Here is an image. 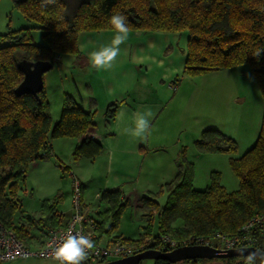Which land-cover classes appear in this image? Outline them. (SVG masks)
<instances>
[{"label": "trees", "instance_id": "16d2710c", "mask_svg": "<svg viewBox=\"0 0 264 264\" xmlns=\"http://www.w3.org/2000/svg\"><path fill=\"white\" fill-rule=\"evenodd\" d=\"M21 16L39 26L45 46L32 42L27 28L0 35V222L27 246L22 228H15L13 217L19 211L16 198L32 162L42 160L49 140L82 138L93 127L91 113L81 109L73 97L63 96L59 121L51 127L45 91L17 97L15 88L22 81L17 69L21 60L45 61L54 65L62 56L79 57L78 36L83 32L113 31L109 18L116 13L126 17L129 31H160L188 34L185 71L206 74L247 65L263 100V113L255 144L235 158L236 142L216 129L204 130L194 142L199 154H226L230 170L238 181L236 191L227 192L218 173H211L203 191L193 188L194 167L182 149L176 159L175 178L162 185L152 196L142 197L137 209L148 226L136 240H119L131 246L170 251L160 247L159 238L167 236L180 243L190 236L211 238L219 232L231 237L256 213L264 212V0H11ZM51 68V69H52ZM116 105H110L105 117L112 121ZM102 147L84 138L72 156L94 160ZM82 193V190H81ZM165 195L160 205L156 198ZM100 200L107 210L100 214L96 241L103 225L110 221L115 229L130 206L119 190L103 191ZM59 197L42 202L43 220L35 223L48 230L59 227L61 215H53ZM157 219V231L149 224ZM49 221L48 225L44 222ZM264 245V241L262 242ZM152 264H170L163 260ZM175 264H244V257L213 260H189ZM255 264H264L256 259Z\"/></svg>", "mask_w": 264, "mask_h": 264}, {"label": "crops", "instance_id": "0c3cea01", "mask_svg": "<svg viewBox=\"0 0 264 264\" xmlns=\"http://www.w3.org/2000/svg\"><path fill=\"white\" fill-rule=\"evenodd\" d=\"M114 34L115 32L113 31L83 32L79 34V57H70L73 59L72 62L77 61L79 63V67L81 68V72L85 79L82 81L81 86L74 84L71 89H67L65 86H58L60 96L57 101V110L60 109L61 112L63 96L68 94L73 97L81 109L91 113L93 127L89 129L87 134L82 138H60L49 140V149L44 154V156L52 155L54 150H56L55 153H60V149H67L73 154L74 150L86 137L96 141L102 147L101 154L94 160L84 158L77 161L70 160V164L74 167L75 174H78L79 165L82 163V165H88L87 163H92L93 165L106 164L110 177L107 178V181L103 187H101L103 189H99L100 192L93 196L88 193V189L85 187V182L82 181L83 177L80 176L82 179L79 177L84 213L89 219L98 223L101 222L100 214L105 212L108 207L106 202L101 201L99 198L101 192L119 190L122 197L125 200H128L130 204H132V200L135 201V207H137L138 201L142 197L156 194L157 191L150 190L149 187H144L139 190L136 187L137 183L135 185L133 184V175L138 166L141 168L139 171V177L142 175L144 167H148V165L149 168L154 167L160 172L161 176L155 180V188L157 189L158 187L171 182L178 171L176 156L179 146L172 142V144L170 143V145H168V142L170 141L168 140V136L172 137V135H170L172 133H169L171 126L170 122L167 121V118L169 113L175 110V102L178 103L177 94L180 92L183 83H181L179 88L172 83L173 76L176 74L174 63L179 52L183 53L184 56L186 55L188 37L186 39L184 51L183 46L185 41L184 38L183 41L179 40L178 33L128 31L127 39L132 40L133 43L132 46L130 44L119 46L120 51L113 62L121 64L119 69L121 73H119L117 69H114L115 79H113L107 78V76L101 72L102 70H96L90 64L88 53L85 52V49L89 48L88 50H93V48H90L88 45L96 43L94 38L101 39V42L110 43ZM141 41H143V43ZM165 56H167L169 60L167 63L164 62L166 59ZM131 58L133 62H130L132 65L129 66ZM60 60L61 58H59L58 61ZM148 62H155L159 67H164L161 75L158 73L156 75L148 74V70L146 69ZM235 68L237 67L213 72L216 74L211 73V75H218V79L217 76H213L217 82H215V80L211 81V79L206 80V84L211 81L209 84L211 88H207L205 91L201 90L200 94L202 93L205 95V100H203V98L199 100L200 110L209 107L210 100H213L212 107L218 106L217 100H219L220 96L224 94V81L222 82L223 78L220 79L219 76L221 73H232L231 71H235ZM234 73L235 72H233V76ZM154 77L157 78L155 82L158 80L160 81L157 88L154 87ZM172 85L174 86V89L171 88ZM171 89L175 91L173 96L168 95ZM252 91L254 94V88ZM236 98L237 97H232L231 102ZM45 99L51 110V104L46 93ZM180 99L181 98H179V100ZM113 104L116 105V112L112 121H108L105 117V111L108 106ZM149 112V126L143 137H134L125 131V129L135 127L134 121L137 114ZM164 113H166V118H164ZM58 118H60V114L58 115ZM193 120L197 126L196 129L193 130V137L191 136L192 141L198 140L201 133L207 129H216L224 133L226 136L228 134L224 131V128L222 127V129L219 125H213L214 123H212V125H208L209 127L202 128L200 125L201 120L197 117ZM51 127L53 126L51 125ZM200 156L202 155L196 153L194 158H197H195V160H198ZM40 161L41 160L32 162L29 166L28 172ZM114 167H116V169ZM28 172L26 177L29 175ZM138 181L139 178L137 182ZM208 185L209 182L204 185V189H206ZM221 185L226 191L228 190L227 192L236 191L238 188V186L232 187V182L231 185H229V189H226L222 183ZM236 185L237 183L234 186ZM193 188L197 191L204 190L203 186ZM57 196L59 197V203L54 208L53 215H61L62 218L60 225H63L70 214L69 196L60 197L59 195L52 193V195L40 199V207L38 209L32 207L23 209V205L20 202L19 211L16 212L13 217V225L15 228L23 229V233L28 239L27 246L29 248L37 249L43 244L48 228L35 222L43 220L45 216L42 210V202L45 200L52 201ZM156 201L158 202V199H156ZM143 220L146 222L145 217ZM44 223L45 225H48L49 221ZM109 223L110 221L103 225V231L100 234L98 241L101 245H107L110 242L117 240L113 235L110 237V233L107 230V225ZM119 237L121 239L123 238L122 235ZM0 264L58 263L48 259L30 258Z\"/></svg>", "mask_w": 264, "mask_h": 264}, {"label": "rangeland", "instance_id": "374dc122", "mask_svg": "<svg viewBox=\"0 0 264 264\" xmlns=\"http://www.w3.org/2000/svg\"><path fill=\"white\" fill-rule=\"evenodd\" d=\"M22 28L30 30L34 45L45 46L42 38L43 32L39 29V26L35 23L27 22L14 7L11 0H0V35H4L8 31H16ZM178 36L180 41H183L184 38L185 42L183 48L185 51V43L188 34L184 31L178 33ZM94 39L96 43L88 45L90 48L95 49L102 45L109 44L101 42V39ZM141 42L143 43V41ZM132 43V40L126 39L119 46L127 44L132 46ZM2 45L4 44H0V46ZM88 49L89 48H86L85 52L89 53L90 50ZM67 56L68 55L62 56L60 61H55L53 68L43 75L44 91L51 104V110L50 107L49 110L52 126L58 122V115L61 113L60 109L57 110V101L60 96L58 86H65L67 89H71L74 84L81 86L82 81L85 79L79 67V63L77 61L72 62V57ZM165 57L166 59L164 62L167 63L169 60L167 56ZM184 57V54L179 52L174 63L176 74L173 76L172 83H174L177 88H179L182 82L183 83L180 92L177 94V102L181 106L175 102V110L171 111L167 118L171 126L169 133H172L170 134L172 137L168 136V140H170L168 145L172 142L179 146L177 156L179 152L184 149L186 160L189 163L191 162L194 167L193 187L197 188L203 186L204 189V185H206L207 182L210 183L211 173L219 174L220 182L226 189H229L231 182L233 183L232 187H237L238 181L230 170L228 155L223 153L201 154L202 156L199 157V161L195 160V158H197H194L195 154L199 153L194 147L195 141L191 140L193 137V130L196 129L197 126L193 119L197 117L201 120L200 125L202 128L209 127L208 125H212V123H214L213 125H219L221 128L223 127L224 131L228 133L227 136L236 142L237 150L234 157H241L255 144L262 121L263 100L256 81L247 65L238 66L234 69L235 71H231L232 73H218L220 74L219 78H223L222 82L224 81V94L217 100V107H212L213 100H210L209 107L200 110L199 100L201 98L205 100V95L202 93L200 94L201 90L205 91L207 88H211L209 84L212 80H215L213 76H217L218 79V75H211V73L197 75L187 73L185 71ZM130 62H133L132 58L129 61V66L132 65ZM120 65L121 64L117 62H113L110 68L100 70H102L101 72H103L107 78L115 79L114 69H117V71L121 73L119 70ZM163 68L164 67H159L155 62H148L146 67L150 75H156L157 73L161 75ZM233 72H235L234 76ZM210 79L211 81L206 84V80ZM155 80H157V78L154 77V87L157 88L160 81L158 80L155 82ZM215 82L217 81L215 80ZM253 88L255 90L254 94L252 91ZM174 94L175 91L172 89L168 93L169 96H173ZM232 97L237 98L231 102ZM179 98L181 99L179 100ZM164 118H166V113H164ZM55 151L56 150H54L53 154ZM59 151L60 153L56 152L54 155L44 156L36 166L31 168L28 172L29 175L25 177L24 181L19 183L16 190V198L22 203L23 209H28V207L38 209L40 207L41 198L55 193V195H59L60 197L69 196L70 211L73 177L78 179V181L81 178L80 176L83 177V179H81L85 182V187L88 189V193L91 196L99 193V189H103L101 187H103L107 178L110 177L105 163L99 165H93L92 163L82 165V163L79 165L78 174H75L74 167L70 164V160L75 161L71 152L67 149H60ZM114 168L116 169V167ZM140 169L141 168L138 166L135 170L132 180L133 184L135 185L137 183L136 187L139 190L144 187H149L150 190L158 192L160 187H158V189L155 188V180L161 176L160 172L154 167L149 168L148 165V167H144L143 173L139 177ZM0 175L4 176V172L1 170ZM138 178L139 181L137 182ZM236 183L237 185L234 186ZM156 199H158L160 205H163L166 197L163 195V197L159 196ZM135 205V201L132 200V204L123 212L117 227L110 231V237L113 235L115 239L121 240L119 236L122 235V239L135 240L139 237L143 228L148 226L147 221L145 222L143 220V214ZM156 222L157 219L154 217L153 221L149 224L153 234L157 231ZM110 227L111 223L107 225V230H109ZM140 264H152V261L143 260Z\"/></svg>", "mask_w": 264, "mask_h": 264}, {"label": "built area", "instance_id": "2783aa9c", "mask_svg": "<svg viewBox=\"0 0 264 264\" xmlns=\"http://www.w3.org/2000/svg\"><path fill=\"white\" fill-rule=\"evenodd\" d=\"M171 88L174 89L172 85ZM72 175V174H71ZM71 208L67 221L59 227L47 231L43 244L37 249H31L14 232L5 228L0 222V263L26 260L30 258L48 259L58 263L55 251L69 234L87 236L93 240V247L89 250L87 258L81 264H102L113 260L133 256L141 252L143 246H131L114 240L107 245L96 241L98 222L89 219L83 210L80 182L73 177L71 190ZM264 212L256 213L231 237L219 232L211 238L205 239L190 236L180 243L167 236L159 238L160 247L170 251L185 246H208L221 250L253 247L264 251Z\"/></svg>", "mask_w": 264, "mask_h": 264}, {"label": "water", "instance_id": "95a60500", "mask_svg": "<svg viewBox=\"0 0 264 264\" xmlns=\"http://www.w3.org/2000/svg\"><path fill=\"white\" fill-rule=\"evenodd\" d=\"M51 68V63L45 61H19L17 63V69L22 75V81L15 88V95L17 97H21L23 95H32L37 100H39L38 94L44 88L43 75L50 71ZM249 252H256V259L264 263V251L253 247L221 250L208 246H185L178 247L167 252L148 249L130 257L121 258L102 264H140V262L143 260H163L169 262L170 264H175L189 260H213L233 257L242 258L245 257Z\"/></svg>", "mask_w": 264, "mask_h": 264}, {"label": "clouds", "instance_id": "9594fccd", "mask_svg": "<svg viewBox=\"0 0 264 264\" xmlns=\"http://www.w3.org/2000/svg\"><path fill=\"white\" fill-rule=\"evenodd\" d=\"M109 23L115 29L111 42L88 53L89 62L96 70L110 68L120 51L119 45L127 39L129 28L124 15L113 14L109 18ZM262 51L264 48H258L255 55L258 57ZM148 116H150V112L137 114L134 121L135 127L125 129V131L134 137H143L149 126ZM92 247L93 240L89 237L69 234L56 249L55 259L58 264H81L89 255V250ZM256 258V252H249L244 257V264H255Z\"/></svg>", "mask_w": 264, "mask_h": 264}]
</instances>
